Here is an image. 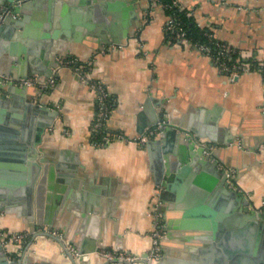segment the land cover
<instances>
[{
  "label": "crops",
  "instance_id": "obj_1",
  "mask_svg": "<svg viewBox=\"0 0 264 264\" xmlns=\"http://www.w3.org/2000/svg\"><path fill=\"white\" fill-rule=\"evenodd\" d=\"M179 1L199 26L242 52L246 61L254 56L264 60V0ZM140 2L147 9L131 20L128 38L122 44L106 43L99 34L103 29L84 27L82 22L89 21L86 8L68 10L58 17L55 26L41 25L17 37L23 46L36 48V37L55 30L63 33L62 23H68L70 33L60 34L56 42L60 56L77 57L87 63L88 77L105 84L116 97L108 127L124 134V138L106 145L92 143L96 90L69 65L58 68L57 82L45 94L29 87L39 102L59 110L53 125L44 132L41 146L48 151L56 171L72 180L65 184L70 188L67 198L56 204L54 227L77 245L88 238L102 251L108 248L131 255L151 252L162 186L156 183L150 152L147 143L138 138V126L145 104L152 98L156 114L176 120L185 116L193 127L204 128L207 135L198 138L210 141L214 145L211 154L219 159L218 169L208 166V176L217 175L213 169L232 168L237 175L232 187L242 191V196H226L221 205L224 210L218 211L214 220L209 218L216 224V231L209 230L214 236L211 242L206 244L199 235L201 231L193 228H164L162 251L172 250L182 257L194 254L199 264H264V149L253 146L264 131V75L257 69L239 75L222 73L195 45L167 39L164 27L168 15L158 1ZM43 8L42 4L35 8V20L43 21L44 14H39L45 12ZM17 32L22 34L23 30ZM7 58L0 53V73L7 70ZM153 98L159 100L158 104ZM16 112V118L26 125L23 108L18 107ZM144 115L149 121L150 115ZM227 136L245 141L248 147H227ZM205 178L201 182L206 184L209 180ZM194 181L182 194L183 203L191 209L206 187ZM245 208L249 213L260 211L262 216L247 218ZM173 212L168 218L178 216ZM163 223L168 225L167 221ZM43 226L52 228L17 212H0V232H28L31 236L24 242L10 243L11 255H24L29 264H71L57 240L44 235L33 238V228ZM27 239L26 244L33 242L26 252H20ZM89 254L91 264L108 260L96 251Z\"/></svg>",
  "mask_w": 264,
  "mask_h": 264
},
{
  "label": "water",
  "instance_id": "obj_2",
  "mask_svg": "<svg viewBox=\"0 0 264 264\" xmlns=\"http://www.w3.org/2000/svg\"><path fill=\"white\" fill-rule=\"evenodd\" d=\"M17 1L0 0V53L8 55L7 70L1 73L22 77L38 74L41 79L51 75L53 68L60 66V50L57 49L56 42L60 34L70 33L69 24L62 23L63 33L61 30H55L53 33L50 31L49 34L36 37L34 40L36 48L23 46L17 41V37L41 25L44 28L55 26L58 17L65 15L68 10L79 12L86 8L88 11L86 17L89 21H83V26L91 31L103 29L104 32L99 31V34L108 44H122L124 38H128L131 20L141 17L140 10L147 9L140 6L141 0H22L20 4H17ZM41 4L44 7L42 11H45L39 13L44 14L42 22L34 19L35 8ZM3 6L6 7L4 11L1 10ZM18 30H23L22 34L18 33ZM96 41L100 42L101 39L98 38ZM153 100L158 104V99ZM152 105L150 98L140 115L142 123L138 126V132L139 136H146L149 129L162 124L161 136L150 137L146 143L156 183L162 186L157 209L163 221L168 223L164 228L196 229L201 231L199 235L208 244V241L211 242L210 240L214 238L209 230L216 231V224L211 223L209 218L214 220L216 213L224 210L221 205L226 196H242V191L232 187L225 167L218 172L213 169L217 175L208 176L210 171L208 166L218 169L219 159L214 158L213 154H207L206 149L196 142L198 136L207 135L204 128L193 127L185 116L176 120L163 113L158 115L153 112ZM18 107L23 108L28 120L26 125H22L23 121L20 118H16ZM145 113L150 115L149 121L144 119ZM58 115V109L39 102L35 95L29 92L28 86L0 82V212H17L29 219H35L37 224L47 223L53 229H56L52 222L56 215L54 211L56 204L62 198H67L70 188L65 184L72 182L68 174L56 171V165L48 157V151L41 146L44 132L53 125ZM224 141L227 147H248L245 141L232 140L231 136H227ZM253 146L258 150L261 147L264 149V131L258 137L257 144ZM253 153L255 154L256 150H253ZM214 154L216 155L215 151ZM201 168L205 170L196 172ZM204 178L209 180L206 184L201 182ZM57 180L61 184H57ZM192 181L197 185L201 183L206 186L204 191L200 192L198 196L200 199L196 201L194 209L186 206L182 199L184 189ZM58 193L67 195L63 197ZM172 211L178 216L168 218ZM245 212L247 218L251 219L262 216L260 211L249 213V208H245ZM32 232L33 238L44 235L57 240L71 264H91L89 253L96 251L100 255L102 251L98 250L94 240L88 238L77 245L65 235L39 231L35 228ZM88 241L91 243L87 244ZM32 242L33 240L24 245L22 252H26ZM10 255L11 252L0 234V264H29L24 255L16 258H10ZM196 257L194 254L182 257L172 250H164L156 262L149 258V253H146L140 255L135 263L117 256L108 259L104 264H199Z\"/></svg>",
  "mask_w": 264,
  "mask_h": 264
},
{
  "label": "built area",
  "instance_id": "obj_3",
  "mask_svg": "<svg viewBox=\"0 0 264 264\" xmlns=\"http://www.w3.org/2000/svg\"><path fill=\"white\" fill-rule=\"evenodd\" d=\"M17 2H18L17 4H20L22 0H18ZM174 5L181 6L180 1L172 0V3L168 2L164 4L166 8H173ZM5 8L6 7L3 6L1 10L4 11ZM164 28H165V31L169 33L172 40L181 41L182 43L185 42V43L193 44L202 53L209 55L222 73L239 75L241 73L249 72L254 69H257L260 71L264 70L263 62H260L259 67H253L247 62L241 61V57H244L243 53L238 52L236 48L226 43H219L218 45L219 49L217 53H214L212 51L213 49L209 44L193 43L190 40V38L187 37L186 30L182 27H179L178 23L175 21V17L168 16V19H167V22ZM235 53L238 54V57L236 60L227 59V55L232 56ZM254 58H257V57L254 56ZM59 60L61 62L60 66L53 68V73L47 76L45 79H41L40 75L38 74H33L31 76L22 77V76H14L12 74H7V73H0V82L13 83V84L20 85V86L25 85L28 87H33L37 89L39 94H45L56 84L58 68L61 67L63 64L69 65L73 68L74 72H76V74H78L80 78H82L83 80L90 81L94 89L96 90V100L95 101L99 105V108L95 110L94 122L92 124L91 132L97 130L101 126H104V129L106 131L101 141L97 143L96 145L100 146L102 144H107L113 141L114 139L124 138V134H122L121 132H111V130H109L108 119L111 116L112 112L109 109L108 105L106 104V97L108 96L109 92L105 84H103L100 81L92 82V80L87 75V71H85V67L83 65L77 64V62L79 61L77 57L67 58L66 56L64 57L60 56ZM260 61H263V60L260 59ZM161 127H162V124H160L158 127L149 129L146 136L138 137L139 140L146 142V140H148L150 137H155V138L158 137L160 134H162ZM196 142L198 145H201L206 149L207 154L212 153V149L214 148V145L210 141L197 137ZM226 173H227L230 184L235 185L236 180H237L236 171L232 168H226ZM263 205H264V200H263ZM157 208L158 206L156 205V211H158ZM156 216L157 217L155 220L154 246L151 252L149 253V258L153 262H156L162 256L163 251H162L161 244H160V238L162 236V232L165 226L163 223L161 213L158 212ZM37 230L39 231L45 230V231L53 232L54 234H59L57 229H53L48 226L40 227ZM0 234L3 236V242L7 246L12 242L14 243L24 242V239H26L29 236L28 232H21V233L0 232ZM101 253L104 256H106L108 259L115 258L118 256V258H121L123 260H128L133 263H135L137 258L140 257V255L114 253L110 250H104V251H101ZM16 257L18 256L10 255V258H16Z\"/></svg>",
  "mask_w": 264,
  "mask_h": 264
},
{
  "label": "trees",
  "instance_id": "obj_4",
  "mask_svg": "<svg viewBox=\"0 0 264 264\" xmlns=\"http://www.w3.org/2000/svg\"><path fill=\"white\" fill-rule=\"evenodd\" d=\"M172 3V0H158V3L161 4L164 7L165 12L167 13L168 16L175 17V21L178 23L179 27H182L186 30L187 37L190 38V40L195 43V44H209L212 47V51L214 53H217L219 49V43H223L216 39L215 37L212 36V32L208 28H203L197 24L193 16L189 13L188 10L182 8L181 6H175L173 8H166L164 6L165 3ZM167 34V39H171L170 35L168 32ZM212 36V37H211ZM239 52V51H238ZM67 58H72L73 56H66ZM238 57V54L235 53L232 56L227 55V59L229 60H236ZM241 61L249 63L253 67H259L260 62L264 63L263 61L258 60L257 58H250L248 61L244 57H241ZM77 64L83 65L85 67V71L88 70V64L84 63L82 61H78ZM255 65V66H254ZM264 75V70L262 71ZM92 82H97L96 80H92ZM106 86V85H105ZM107 88V87H106ZM109 92V91H108ZM106 104L108 105L109 109L111 112L114 110V107L117 104L116 97L109 92L108 96L106 97ZM95 108L98 109L99 105L95 101ZM94 122V119H93ZM93 124V123H92ZM110 130V129H109ZM105 129L104 126H101L97 130L91 132V141L93 144H97L101 141L103 135L105 134ZM111 132H115L112 131ZM31 236L29 235L30 239ZM28 239L26 240L25 244L27 243ZM106 250H109L108 248H105ZM16 256V254H13Z\"/></svg>",
  "mask_w": 264,
  "mask_h": 264
},
{
  "label": "rangeland",
  "instance_id": "obj_5",
  "mask_svg": "<svg viewBox=\"0 0 264 264\" xmlns=\"http://www.w3.org/2000/svg\"><path fill=\"white\" fill-rule=\"evenodd\" d=\"M112 114V113H111ZM110 118V117H109ZM109 120V119H108ZM123 134V133H122ZM110 143V142H109ZM109 143H107V144H109ZM96 145V144H95ZM102 145H106V144H102ZM101 146V145H100ZM20 252L22 251V249H20L19 250Z\"/></svg>",
  "mask_w": 264,
  "mask_h": 264
}]
</instances>
